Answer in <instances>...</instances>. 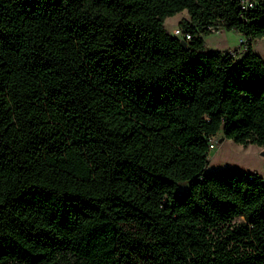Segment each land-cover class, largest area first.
I'll return each instance as SVG.
<instances>
[{"label":"trees","instance_id":"16d2710c","mask_svg":"<svg viewBox=\"0 0 264 264\" xmlns=\"http://www.w3.org/2000/svg\"><path fill=\"white\" fill-rule=\"evenodd\" d=\"M256 1L0 0V264H264V176L209 169L264 148Z\"/></svg>","mask_w":264,"mask_h":264},{"label":"rangeland","instance_id":"374dc122","mask_svg":"<svg viewBox=\"0 0 264 264\" xmlns=\"http://www.w3.org/2000/svg\"><path fill=\"white\" fill-rule=\"evenodd\" d=\"M188 17V12L184 10L174 16L168 17L165 21V27L169 32L175 34V30L180 27V21ZM247 40L248 38L240 32L226 29H218L206 37L208 48L230 52L237 51L238 53H245L247 51ZM252 44L254 51L264 59V37L253 39ZM213 140L215 147L211 149L213 156H209L210 170L225 167H243L245 169H256L264 175L263 147L256 144L245 146L232 139L225 138L222 131L216 134ZM248 172L255 171L248 170ZM186 186L188 185L186 184ZM186 186L181 187V190H185Z\"/></svg>","mask_w":264,"mask_h":264},{"label":"built area","instance_id":"2783aa9c","mask_svg":"<svg viewBox=\"0 0 264 264\" xmlns=\"http://www.w3.org/2000/svg\"><path fill=\"white\" fill-rule=\"evenodd\" d=\"M256 5H257V1L256 0H242V8L244 10H247L249 8H252V7L256 6ZM175 35H181V36L184 35L185 37H187V39H191V34L185 33L184 30L181 29L180 27L175 30ZM231 53L235 55L236 54V51L231 52ZM210 147H211V149L213 147H215V144H214V140L213 139L211 140Z\"/></svg>","mask_w":264,"mask_h":264},{"label":"crops","instance_id":"0c3cea01","mask_svg":"<svg viewBox=\"0 0 264 264\" xmlns=\"http://www.w3.org/2000/svg\"><path fill=\"white\" fill-rule=\"evenodd\" d=\"M262 154L264 155V148H262ZM238 168H241V169H243V170H245V171H247V172H248V170H253V171H255V172L261 174V173L258 172L256 169H245V168H243V167H238ZM261 175L264 176L263 174H261Z\"/></svg>","mask_w":264,"mask_h":264},{"label":"water","instance_id":"95a60500","mask_svg":"<svg viewBox=\"0 0 264 264\" xmlns=\"http://www.w3.org/2000/svg\"><path fill=\"white\" fill-rule=\"evenodd\" d=\"M181 41H182V43H183L184 46H187L188 45V42H187L186 39H182Z\"/></svg>","mask_w":264,"mask_h":264},{"label":"bare ground","instance_id":"6f19581e","mask_svg":"<svg viewBox=\"0 0 264 264\" xmlns=\"http://www.w3.org/2000/svg\"><path fill=\"white\" fill-rule=\"evenodd\" d=\"M210 156H213V151L210 152Z\"/></svg>","mask_w":264,"mask_h":264}]
</instances>
